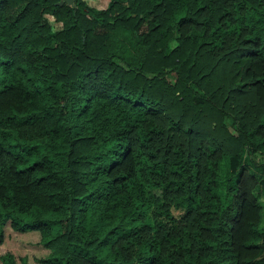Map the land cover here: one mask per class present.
Here are the masks:
<instances>
[{
    "label": "trees",
    "instance_id": "16d2710c",
    "mask_svg": "<svg viewBox=\"0 0 264 264\" xmlns=\"http://www.w3.org/2000/svg\"><path fill=\"white\" fill-rule=\"evenodd\" d=\"M56 1L0 0V243L264 264V0Z\"/></svg>",
    "mask_w": 264,
    "mask_h": 264
},
{
    "label": "rangeland",
    "instance_id": "374dc122",
    "mask_svg": "<svg viewBox=\"0 0 264 264\" xmlns=\"http://www.w3.org/2000/svg\"><path fill=\"white\" fill-rule=\"evenodd\" d=\"M88 5L95 7H103L107 0H84ZM45 17L50 22L53 28L59 26L58 21H53L51 15L45 14ZM264 224V210L261 212V220L259 226ZM38 237L37 232L27 231L25 233H19L12 231L8 224L3 226V240L0 243V253L5 250H10L16 257L26 255L27 264H39L34 259L43 256L46 250L39 245H35L33 240Z\"/></svg>",
    "mask_w": 264,
    "mask_h": 264
},
{
    "label": "water",
    "instance_id": "95a60500",
    "mask_svg": "<svg viewBox=\"0 0 264 264\" xmlns=\"http://www.w3.org/2000/svg\"><path fill=\"white\" fill-rule=\"evenodd\" d=\"M56 2H57V4H61L62 2H65L67 4H70L71 3V0H57Z\"/></svg>",
    "mask_w": 264,
    "mask_h": 264
},
{
    "label": "crops",
    "instance_id": "0c3cea01",
    "mask_svg": "<svg viewBox=\"0 0 264 264\" xmlns=\"http://www.w3.org/2000/svg\"><path fill=\"white\" fill-rule=\"evenodd\" d=\"M23 233H25V232H23ZM37 239V238H36ZM36 239H34V240H36Z\"/></svg>",
    "mask_w": 264,
    "mask_h": 264
}]
</instances>
